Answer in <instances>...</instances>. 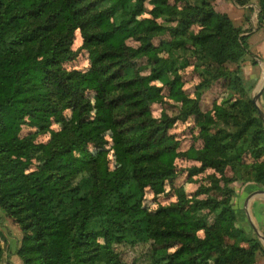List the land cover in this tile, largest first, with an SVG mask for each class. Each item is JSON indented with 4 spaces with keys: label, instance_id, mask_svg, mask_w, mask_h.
<instances>
[{
    "label": "trees",
    "instance_id": "trees-1",
    "mask_svg": "<svg viewBox=\"0 0 264 264\" xmlns=\"http://www.w3.org/2000/svg\"><path fill=\"white\" fill-rule=\"evenodd\" d=\"M146 4L150 17L139 19ZM257 6V30H264V0ZM77 32L82 45L74 51ZM244 34L207 0L183 7L167 0H0V209L26 232L18 250L24 264H127L119 247L148 248V264L256 263L264 248L237 227L225 200L207 196L189 205L179 190L174 204L153 215L143 208L147 191L162 195L176 178L179 158L199 164L194 174L213 171L196 197L220 191L227 167L230 182L264 191V122L243 84L241 64L250 55ZM162 36L169 40L155 47ZM139 50L151 65L148 76L135 64ZM79 51L88 53L90 69L68 72L63 66ZM189 58L195 71L216 67L194 98L180 76ZM220 80L227 98L203 113L202 94ZM164 90L177 117L152 116ZM88 92L99 93L110 111L123 151L116 169L87 151L107 144L105 124L89 121ZM67 110L77 120L65 123L60 139L36 145L35 136L20 137L27 124L45 131L51 116ZM190 117L203 146L181 154L169 131ZM77 153L86 154L82 162ZM2 253L0 241V264Z\"/></svg>",
    "mask_w": 264,
    "mask_h": 264
},
{
    "label": "rangeland",
    "instance_id": "rangeland-1",
    "mask_svg": "<svg viewBox=\"0 0 264 264\" xmlns=\"http://www.w3.org/2000/svg\"><path fill=\"white\" fill-rule=\"evenodd\" d=\"M218 13L225 14L229 19H233V24L236 28L245 31L244 35L250 34V36L261 30H257V14L258 6L257 0H207ZM246 1V2H245ZM170 5H177V7H183L185 2L194 3L195 0H167ZM240 3H245L241 6ZM227 9V10H226ZM151 7L146 4L145 11L138 17L139 19H146L150 17ZM228 12V13H226ZM231 16V17H230ZM253 20L252 25L248 24L247 20ZM242 22V24L240 23ZM241 24V25H240ZM190 31L197 33L199 31V25L194 24ZM264 31V30H263ZM162 40H169L168 36H162L153 41L155 47L159 46ZM82 45V39L80 34L77 32L75 35V41L73 43V50L78 51ZM128 45L138 49L140 44L136 41H129ZM135 64L138 71L142 76H148L150 74L151 65L148 64L147 59L143 55V51L139 50L136 53ZM161 57L165 55L160 54ZM253 55H249L245 61H252ZM243 62V63H244ZM189 67L180 71V76L183 81V91L191 98H194L195 87L201 82L206 74H211L216 69L215 66L211 68H196L195 71V60L189 58ZM241 64V68L242 65ZM68 72L77 71L80 73H86L90 69L89 56L86 51H79L78 57L73 62L67 63L63 66ZM230 68V66H228ZM233 68V67H231ZM242 70V69H241ZM243 76V75H242ZM209 77V76H208ZM243 78V77H242ZM244 84V81H243ZM247 97L251 100L254 99L252 96V87H247ZM231 93V92H230ZM229 91L223 86V81H218L212 85V87L202 94L199 102V108L203 113L212 112L213 105H220L221 102L227 98ZM237 98V93H233ZM87 98L89 99L92 107L89 121L92 123H104L105 124V140L106 146L103 148H88V153L92 154L99 160H107L110 169H116L121 166L123 151L119 148V137L115 129L111 125V114L110 111L103 108L101 102V96L99 93L88 92ZM163 100L156 105L151 107L152 116L154 118H160L161 115L166 114L169 117H177L179 113L178 105L172 103L167 99V90H164ZM253 104V103H252ZM257 106L261 110L257 101ZM255 107V106H254ZM256 109V108H255ZM262 111V110H261ZM259 115V114H258ZM260 117V116H259ZM51 124L47 130L42 131L40 123L27 124L22 128L20 133L21 138H25L29 135L35 136V144H47L51 141L58 140L64 135L65 123H75L77 120V113L74 110H67L63 113H58L51 116ZM264 122V121H263ZM169 135L172 136L178 143L179 153L188 151L191 147L197 150H202L203 143L199 139V129L196 128L194 118L190 117L186 121L177 122L173 128L169 131ZM86 154L81 156L76 154V159L82 162ZM243 161L251 163L249 157H245ZM199 164L193 161H187L183 158H179L175 162L176 178L171 182L167 183L164 189V193L159 196H155L152 192L147 191L145 199L143 201V208L150 214H154L161 207H168L177 201V193L179 190H183L186 195L188 204L191 205L193 200L203 201L207 196L221 201L225 200L229 202L235 212L237 219V227L241 228L248 238L257 239L264 248V229L253 230L249 227L247 211L248 207L244 205L245 198L242 196V192L245 190V185L241 182H230L233 177V168L227 167L224 172V176L221 177L218 187L220 191L212 190L209 194H201L196 197L197 191L201 189H207L211 185L210 176L213 171L208 170L201 174H194L193 169L198 168ZM34 171V166L29 172ZM218 178V176L216 175ZM244 186V187H243ZM255 186V185H253ZM257 187V186H256ZM260 189V187H257ZM242 190V191H241ZM253 190V189H252ZM255 190V188H254ZM204 193V190H201ZM245 195L249 192L244 191ZM264 198V196H263ZM264 212V211H263ZM204 215H207V211H202ZM22 227L15 223V221L8 217L0 209V241L2 247V262L1 264H24L21 257L18 254V250L21 247V241L24 237ZM202 236V233L199 234ZM226 242V240H225ZM147 249L145 247H119L117 250L120 253L122 261L127 264H148L147 262ZM255 264H264V254H258L256 256Z\"/></svg>",
    "mask_w": 264,
    "mask_h": 264
},
{
    "label": "crops",
    "instance_id": "crops-1",
    "mask_svg": "<svg viewBox=\"0 0 264 264\" xmlns=\"http://www.w3.org/2000/svg\"><path fill=\"white\" fill-rule=\"evenodd\" d=\"M231 20L233 21V19ZM252 22L253 20L251 19L250 21L251 25ZM240 23L242 24L241 21ZM248 46H249L250 54L255 57L252 58L251 62L245 61L241 69H242V75H243L242 77L244 84L247 87L253 88L252 90V96H253V95H257V93L261 89L262 82L264 79V31L261 30L259 32L253 33L248 39ZM258 103L264 114V90L258 100ZM244 191L249 192V194L245 195ZM244 191L241 194L245 198V203H244L245 207L246 206L248 207L247 208L248 213L246 215L248 218L249 227H251L254 231L257 229L262 230L264 229V212H263L264 193L263 194H256V193L264 192V191L257 189V187L253 186V184L245 185Z\"/></svg>",
    "mask_w": 264,
    "mask_h": 264
},
{
    "label": "water",
    "instance_id": "water-1",
    "mask_svg": "<svg viewBox=\"0 0 264 264\" xmlns=\"http://www.w3.org/2000/svg\"><path fill=\"white\" fill-rule=\"evenodd\" d=\"M263 90H264V79H263V82H262V86H261V89L259 90V92L257 93V95L254 96V99L252 100V103L253 105L255 106L260 118L262 119V121H264V114L263 112L258 108L257 106V101L259 100L260 96L262 95L263 93ZM264 192H258L256 194H263Z\"/></svg>",
    "mask_w": 264,
    "mask_h": 264
}]
</instances>
